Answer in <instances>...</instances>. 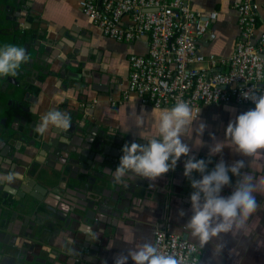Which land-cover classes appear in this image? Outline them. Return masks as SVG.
<instances>
[{
	"label": "crops",
	"instance_id": "0c3cea01",
	"mask_svg": "<svg viewBox=\"0 0 264 264\" xmlns=\"http://www.w3.org/2000/svg\"><path fill=\"white\" fill-rule=\"evenodd\" d=\"M80 1L0 0V46L4 36L8 44L23 46L27 51L39 53L42 57L37 68L30 72L32 86L29 91L36 99L33 109H38L33 114L35 122H39L40 116L45 112L56 108L70 114L72 122L76 120L82 123L86 119L100 129L99 133L110 134L113 143L109 145L112 147H124L116 144L115 139H123L129 145L133 142L143 145L146 141L140 136L142 129L137 127L136 120L137 117H143L147 127L154 108L143 106L135 96L123 106L114 108L111 106V99H118L127 86L128 57L131 54H146L148 43L142 41L121 44L104 37L100 29L83 16L79 7ZM233 2L234 0H189L196 11L210 13L216 10L219 13L213 27L216 38L204 39L200 46L202 53L229 56L234 51L238 37V14L233 8ZM260 3L259 15L261 27L264 28V0H260ZM58 48H61V52H58ZM58 53L60 56L55 59ZM69 55L72 56L67 58ZM94 85L102 88L104 92L96 87L94 89ZM57 94H66L63 103L56 102ZM84 103L92 108L88 117L84 115ZM252 109L254 108L231 105L204 107L193 124L191 139L182 138L190 148L188 158L205 160L209 172L221 160L228 166L243 160L244 173L247 174V164L251 162V158L243 157L227 147L222 154L210 156V148L214 143L226 140V133L219 126L220 123L224 124V117L227 119L233 115L232 120ZM201 123L206 125L201 137L203 146H197L195 130ZM185 161L186 158L181 157L175 170H170L154 181L135 176L125 177L120 182L124 197L119 209L117 212H107L100 224L75 221L70 224L73 216L70 212L71 203L50 190L40 203V209L50 211L49 227L41 233H35L27 227L24 229L25 235L17 237L12 234L11 241L19 247L16 252L19 260L15 263L4 258L0 264H115V258L122 253L126 255L130 247L120 239L127 227L132 228L138 242L154 243L156 233L167 230L183 236L188 235V239L199 246L198 241L186 229L187 222L193 215L190 196L194 190L189 178L184 175ZM101 168L106 179L110 181L113 176L111 173L116 168L109 164H103ZM229 175L231 184L225 186L221 192L224 197L232 194L239 179L231 173ZM193 177L202 178L195 172ZM112 198L117 199L118 194H114ZM181 212L184 214L181 215ZM13 226L15 228L14 223L10 224L9 230L6 226V230H2L3 236L14 232ZM79 229L83 233H79ZM91 231L93 234L89 242L90 249L80 254L82 259H75L74 255L81 253L77 238L89 240L88 234ZM27 241H34L35 244L30 247L26 244ZM110 244L113 246L109 247ZM203 248L206 249L205 246ZM203 248L202 264H214L215 257L206 258L207 251ZM128 264H133L131 259Z\"/></svg>",
	"mask_w": 264,
	"mask_h": 264
},
{
	"label": "built area",
	"instance_id": "2783aa9c",
	"mask_svg": "<svg viewBox=\"0 0 264 264\" xmlns=\"http://www.w3.org/2000/svg\"><path fill=\"white\" fill-rule=\"evenodd\" d=\"M79 7L104 37L121 44L148 43L146 54L128 57L127 86L111 99L114 108L133 96L151 108L171 107L179 100L201 111L212 105L255 108L242 93H264L260 0H234L238 37L229 56L201 52L206 37L216 38L219 13L196 11L189 0H81ZM154 243L178 264H202V249L183 234L159 230Z\"/></svg>",
	"mask_w": 264,
	"mask_h": 264
},
{
	"label": "clouds",
	"instance_id": "9594fccd",
	"mask_svg": "<svg viewBox=\"0 0 264 264\" xmlns=\"http://www.w3.org/2000/svg\"><path fill=\"white\" fill-rule=\"evenodd\" d=\"M29 60L28 51L23 46L4 44L0 46V77L18 75L21 66ZM66 94H57L56 102L63 103ZM245 99H250L255 108L238 115L226 129V140L216 142L210 148V156L220 155L224 149L230 148L239 155L251 158L257 172L243 174V160L231 166L221 160L215 168L208 171V163L191 157L185 161L184 175L189 178L194 190L190 196L193 215L186 225L191 237L203 248L209 242L218 240L222 234L248 236L252 231L250 218L257 211V200L254 193L264 194V93L244 92ZM35 114L38 109H32ZM201 109L191 106L190 102L179 100L171 107H155L148 120L147 127L143 117H137V127L142 129L141 138L146 141L125 144L122 148L119 166L111 174L117 182H122L129 174L148 180L175 170L181 157H188L190 148L182 138L191 139L193 124L198 120ZM70 114L50 109L40 116L39 123L33 131L45 135L50 128L57 131L70 129ZM206 125L201 123L195 130V144L203 146L201 137ZM212 139L215 141V137ZM210 162V161H209ZM199 173L201 179H194L193 173ZM239 177L234 191L228 197L221 195L225 186L231 184L230 174ZM12 176L0 177V181H11ZM184 213L181 212V215ZM122 242L130 247L127 254L115 258V264H178L173 255L164 254L158 246L150 241L138 242L131 227L123 230ZM113 245L110 244L109 247ZM221 245L215 246L217 253L222 252Z\"/></svg>",
	"mask_w": 264,
	"mask_h": 264
},
{
	"label": "water",
	"instance_id": "95a60500",
	"mask_svg": "<svg viewBox=\"0 0 264 264\" xmlns=\"http://www.w3.org/2000/svg\"><path fill=\"white\" fill-rule=\"evenodd\" d=\"M58 52H61V48H58ZM59 56L60 53L56 55L55 59ZM71 56L72 55H69L67 58ZM66 67L67 65H65V68ZM81 78L83 77L81 76ZM84 78H86V76H84ZM62 132L68 136V141H62L59 137L56 140L64 143V146L68 147L72 145L76 147L70 150V153L73 155L70 165L74 167L77 174L79 172L83 175L79 174L76 177H68L67 171H60L58 172L59 174L51 176L49 173L43 171L38 172V174L32 176L31 181L27 180L26 184L21 188L24 195L16 199V201L21 203L20 210L15 206L14 200L9 199L8 196L2 195L0 197V261L4 258H9L16 263L17 260H19L16 255V252L19 251V247L15 242L11 241L12 234L17 237L25 235L24 229L27 227H30L35 233H41L49 227L50 211L48 209H40L42 206L40 208L34 206V204L30 202L29 196H26L27 194L30 195L31 198H35V195L31 194V190L41 194L39 187L42 186L39 185L40 182L46 186L45 194L49 193L51 190L52 193L59 194L71 203L70 212L73 216L70 224L73 221L78 223L82 222L83 224H100L104 220L103 216L108 214L107 212H117L119 209L118 207L124 197L121 190L122 184L115 181L113 176L112 179L108 181L103 174L101 166H103V164H109L117 168L119 166L120 157L123 155L122 149H117L109 145L113 143L110 134H101L97 131L96 127L92 128V126H86V122L85 125H83L80 121L75 120L72 122L70 129L63 130ZM79 134L87 136L84 143L74 140V136L81 138ZM58 147L62 151H67V148L61 145H58ZM108 149L111 151L115 150L116 153L108 151ZM127 177L131 178L133 176L129 174ZM113 185H118V187L113 188ZM61 191L62 193H60ZM114 194H118L117 199L112 198ZM6 198H8L9 201H7ZM40 201H43V199ZM12 223L15 224V228L13 226L14 232H11L10 235L5 234L3 236L2 230H6V226H8L7 230H9L8 228ZM78 231L79 233H83L80 229ZM92 234L93 231L88 234L90 236L89 240L77 238V246L79 245L81 253H78L79 255H74L75 259H82L83 257H80V254L88 252ZM184 239H188V235H184ZM26 244L31 247L35 242L27 241ZM14 253L15 255H12ZM88 262L91 263V261Z\"/></svg>",
	"mask_w": 264,
	"mask_h": 264
},
{
	"label": "flooded vegetation",
	"instance_id": "af4514ba",
	"mask_svg": "<svg viewBox=\"0 0 264 264\" xmlns=\"http://www.w3.org/2000/svg\"><path fill=\"white\" fill-rule=\"evenodd\" d=\"M1 43L2 45L8 44L4 36L1 38ZM28 55L29 60L21 66L18 75L0 77V177H13L11 181H0V197L4 195L14 200L15 206L19 210L21 203L16 199L24 195L21 188L27 180L31 181L32 176H35L38 172L43 171L54 176L59 174L60 171H67L68 177L78 175L74 167L70 165L73 158L70 150L76 147L72 145L64 146V143L56 140L59 137L60 140L67 142L69 138L66 134L56 129H49L45 135L41 136L33 131L39 122H35L31 111V108L33 109L35 106L36 99L29 91L30 86H32L30 85V82H32L30 72L37 68L42 57L39 53L33 54L29 50ZM94 87L99 89L100 92H104L99 86L94 85ZM82 105L84 115L86 117L90 116L91 106L87 103ZM85 122L86 126L95 128V125L88 123L86 119L81 124L85 125ZM98 130L100 129L97 128ZM79 136L81 138L74 136V140L84 143L87 136L84 134H79ZM122 140L115 139V142L119 146H124L125 142ZM58 145L67 148V151L60 150ZM108 151L111 150L108 149ZM111 152L116 153L115 150ZM39 185L43 187H39L41 194L31 190V194L35 195V198H31L27 194L26 196H29L28 198L34 206L40 208V200L43 199L46 186L41 182ZM8 198H6L7 201H9Z\"/></svg>",
	"mask_w": 264,
	"mask_h": 264
},
{
	"label": "rangeland",
	"instance_id": "374dc122",
	"mask_svg": "<svg viewBox=\"0 0 264 264\" xmlns=\"http://www.w3.org/2000/svg\"><path fill=\"white\" fill-rule=\"evenodd\" d=\"M230 115L227 119H222L224 124H219L226 133L227 126L231 120ZM195 155V154H194ZM186 160L189 159L185 157ZM264 164V160L260 162ZM247 174H255L257 169L251 160L247 164ZM245 167L241 170L242 175L245 174ZM239 178V177H238ZM257 200V211L250 218L252 231L248 236L238 234L233 236L227 234L221 236L218 240H213L205 245L207 252L206 258L215 257L214 264H264V194L254 193ZM219 244L222 247V252L217 253L215 246Z\"/></svg>",
	"mask_w": 264,
	"mask_h": 264
}]
</instances>
